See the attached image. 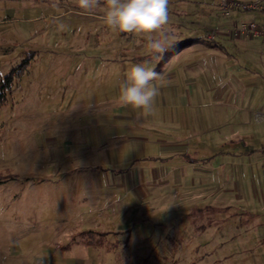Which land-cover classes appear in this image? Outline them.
<instances>
[{"label": "rangeland", "instance_id": "obj_1", "mask_svg": "<svg viewBox=\"0 0 264 264\" xmlns=\"http://www.w3.org/2000/svg\"><path fill=\"white\" fill-rule=\"evenodd\" d=\"M220 2L169 0L176 42L157 62L143 36L110 30L102 9L83 13L74 0H0V81L31 58L0 103V264H248L246 256L264 255L263 236L237 234L241 216L230 227L236 237L173 239L177 254L126 248L147 208L162 204L155 166L161 171V158L175 155L169 169L177 187L178 158L184 147L194 156L219 92L238 84L247 62L264 60V39L227 31L232 20L264 23V11L231 19ZM212 29L220 30L215 40ZM145 61L160 74L149 116L116 100L128 67ZM127 174L138 177L131 185L137 194ZM135 204L142 217L130 214ZM175 214L178 225L189 219ZM89 230L94 235H84ZM257 259L264 264V256Z\"/></svg>", "mask_w": 264, "mask_h": 264}, {"label": "crops", "instance_id": "obj_2", "mask_svg": "<svg viewBox=\"0 0 264 264\" xmlns=\"http://www.w3.org/2000/svg\"><path fill=\"white\" fill-rule=\"evenodd\" d=\"M261 47L264 54V44ZM245 68L236 86H226L224 95V90L219 92L220 98L211 112L213 123L195 136L198 143L194 156L186 157L184 151L188 148H183L178 158L179 173L174 181L177 187L173 186L169 169L175 155L161 158V171L155 166L153 177L162 179L165 185L160 190L162 206L152 203L153 207L146 210H151L148 219L142 217L137 204L131 206L130 214L142 218L141 223L132 227L135 234L129 237L131 244L126 248L165 257L179 252L178 247L168 244L174 243L173 239L185 241L186 237H193L199 240L218 235L217 240H225L237 234L253 238L263 236L261 243L264 244V120L258 118V114L264 113V60L247 62ZM125 177L130 187L133 180L138 181L137 176L132 178L127 174ZM117 186L121 188L122 185L117 183ZM131 188L135 194L140 192L135 185ZM146 195L150 200H159L154 192ZM171 196H176L177 202H164ZM175 212L189 219L178 225L171 218ZM151 215H161L164 220H151ZM217 216L222 218L217 220ZM240 216L236 222L242 223L244 229L236 234L230 227L234 223L232 219ZM222 253L225 258L230 257L228 251ZM263 256L246 257L248 264H263L257 259Z\"/></svg>", "mask_w": 264, "mask_h": 264}, {"label": "clouds", "instance_id": "obj_3", "mask_svg": "<svg viewBox=\"0 0 264 264\" xmlns=\"http://www.w3.org/2000/svg\"><path fill=\"white\" fill-rule=\"evenodd\" d=\"M74 3L83 13L102 9L100 19L112 31L143 36L144 46L157 62L176 42V36L169 30V0H74ZM54 22L60 28L65 27L59 16ZM158 79L160 74L147 61L130 65L119 84L118 105L144 116L153 114L160 93V87L154 83Z\"/></svg>", "mask_w": 264, "mask_h": 264}, {"label": "built area", "instance_id": "obj_4", "mask_svg": "<svg viewBox=\"0 0 264 264\" xmlns=\"http://www.w3.org/2000/svg\"><path fill=\"white\" fill-rule=\"evenodd\" d=\"M220 7L225 17L234 19L235 14L262 11L264 9V0H221ZM219 31L220 30L212 29L207 33L208 37L214 40ZM227 31L236 38L245 35L251 38L264 39V23H239L236 20H232V25ZM258 118L264 120V113L258 114Z\"/></svg>", "mask_w": 264, "mask_h": 264}, {"label": "trees", "instance_id": "obj_5", "mask_svg": "<svg viewBox=\"0 0 264 264\" xmlns=\"http://www.w3.org/2000/svg\"><path fill=\"white\" fill-rule=\"evenodd\" d=\"M194 41H196V39H193V42ZM30 61H31V58H29V57L25 58L17 67L12 69V71L8 75H6L3 78V80L0 81V103H2L6 99L8 91L11 90L16 77H19L22 73H24L27 70V67L30 64ZM82 234H83V232H82ZM100 234L103 236V235H105V232H100ZM84 235H87V236L94 235V231L93 230L86 231V232H84ZM88 243L94 244L95 242L93 240H91Z\"/></svg>", "mask_w": 264, "mask_h": 264}]
</instances>
